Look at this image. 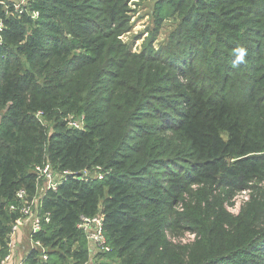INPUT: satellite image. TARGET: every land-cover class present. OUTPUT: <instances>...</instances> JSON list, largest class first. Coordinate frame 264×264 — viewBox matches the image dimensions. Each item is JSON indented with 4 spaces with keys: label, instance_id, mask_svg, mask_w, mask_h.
Wrapping results in <instances>:
<instances>
[{
    "label": "trees",
    "instance_id": "16d2710c",
    "mask_svg": "<svg viewBox=\"0 0 264 264\" xmlns=\"http://www.w3.org/2000/svg\"><path fill=\"white\" fill-rule=\"evenodd\" d=\"M129 1L32 0L37 20L0 4V256L17 192L36 196L35 168L50 164L65 176L40 199L32 235L47 260L33 250L25 264L87 262L77 225L98 215L109 249L100 255L112 262L264 264V0H157L138 54L119 40ZM177 13L167 46L152 49ZM69 115L84 128H69ZM252 183L250 210L233 226L205 197L186 205L199 241L175 254L163 229L184 220L175 208L191 187L232 197Z\"/></svg>",
    "mask_w": 264,
    "mask_h": 264
},
{
    "label": "rangeland",
    "instance_id": "374dc122",
    "mask_svg": "<svg viewBox=\"0 0 264 264\" xmlns=\"http://www.w3.org/2000/svg\"><path fill=\"white\" fill-rule=\"evenodd\" d=\"M3 1L6 2V4H8V2H11L12 4L18 6L21 5V0ZM156 1L157 0H131L127 3V9L129 11L126 14V26L124 27V33L121 34L119 40L123 44L128 45L132 53L138 54L148 46V39H150L151 33L153 34V31L155 29V23L152 18V9ZM4 9H6V7H4ZM180 17L181 13H177L171 19L163 22L161 27L158 28V35L156 37V40L153 43H150L152 49L158 50L167 46L168 37L180 23ZM174 100V107H176L175 105L180 99ZM152 101L156 106H165L164 104H161L157 101ZM177 109H181V107H177ZM171 117L175 119L173 114ZM67 118L70 122L67 124L69 128H76L75 126L81 128V125L82 129L84 128V122L82 118H77L74 121L71 120V118H74L71 115H69ZM231 161L233 160L227 158V163H231ZM250 185L251 187L249 188L251 189L249 191H235L232 193V197H228V194L226 193L227 190L223 188L217 190L216 187L205 184L191 187L189 193L183 196L182 200H180L178 206L175 208L176 212H178L179 214H183L184 220H180L181 224L178 226H175V224L172 223L173 226L170 229H163V235L166 241L171 245V247L179 248L177 250L178 252L175 251V254L177 256H181L179 255V252H188L189 249H192L194 245L199 241V234L195 230L190 229L188 225L190 223L189 210H191V208L185 207L186 205L190 204L192 205V208H194L196 202L193 201L197 199L198 196L205 197L210 203L211 207L216 210L215 215L223 214L224 218H228L225 222H222L223 225L232 223L231 226H233L238 222V220H236L237 218H239L242 214L247 216L250 210V202L255 195L252 187L257 184L252 183ZM263 186L264 185L261 184V187ZM37 191L38 199L43 195L45 191V186L43 183H40ZM172 221L173 219H169L167 217L163 220V225L168 226V224ZM225 228L228 227L225 226ZM18 250L20 251V249ZM22 252H19L20 255L23 254ZM100 254L101 253L97 250H95V252H91V255L89 256L87 262L83 264H119V261H109ZM247 258L250 259L252 258V256L248 255ZM64 264H71L70 259H68Z\"/></svg>",
    "mask_w": 264,
    "mask_h": 264
},
{
    "label": "built area",
    "instance_id": "2783aa9c",
    "mask_svg": "<svg viewBox=\"0 0 264 264\" xmlns=\"http://www.w3.org/2000/svg\"><path fill=\"white\" fill-rule=\"evenodd\" d=\"M32 0H21V5H15L14 9L15 11H18L17 14L20 15L22 13H26L27 16L32 19V20H37L39 18V13L36 11H27L25 7H27L28 2ZM5 2L3 0H0L1 5H5ZM3 25L0 21V32L2 31ZM0 44H1V38H0ZM71 120H75L74 118H71ZM83 120V119H82ZM70 123V122H68ZM77 130L82 129L79 128L78 126H75ZM35 173L37 174V182H38V187L40 183H43L45 186V191L52 190L55 191L57 187L62 183V179L65 176L64 174L58 175L52 171V167L50 164H46L42 167H36L35 168ZM97 179H101L103 174L96 170L95 171ZM38 190V189H37ZM38 192V191H37ZM44 193L42 196H40L37 199V194L36 196L32 197V199H29L28 194L25 190H19L17 192L16 198L18 202L20 203V208H17L15 206H11V210H18L19 212V217L15 220L13 225L11 226L10 233H9V238L10 242L8 244V253L4 257L0 256V264H8L10 263L13 258H14V253L11 250L12 247V240L18 233V230L21 225H23L25 222L30 223V232H31V239L32 235L40 230L41 226V219L38 217V211L37 207H39L40 199L44 196ZM46 221H48V217L45 218ZM103 216L98 215L93 218H81L79 224L77 225V229L81 231L85 236L89 244L91 245L92 252L95 250L99 252H106L108 251V247L106 246V240L104 236V230H103ZM34 249L33 250H38L40 252V258L42 261L47 260L46 256V248H44L39 242H34L33 243ZM16 264H25L24 261L19 260L16 262Z\"/></svg>",
    "mask_w": 264,
    "mask_h": 264
},
{
    "label": "crops",
    "instance_id": "0c3cea01",
    "mask_svg": "<svg viewBox=\"0 0 264 264\" xmlns=\"http://www.w3.org/2000/svg\"><path fill=\"white\" fill-rule=\"evenodd\" d=\"M37 211H38V209H37ZM11 243H12L11 250L14 253V258L8 264H16V262H18L19 260H22L25 262L27 256L34 249L33 242L31 239L30 223L29 222H25L23 225L20 226L18 233L13 238ZM18 249H20V251ZM19 252H22L23 254L20 255Z\"/></svg>",
    "mask_w": 264,
    "mask_h": 264
},
{
    "label": "clouds",
    "instance_id": "9594fccd",
    "mask_svg": "<svg viewBox=\"0 0 264 264\" xmlns=\"http://www.w3.org/2000/svg\"><path fill=\"white\" fill-rule=\"evenodd\" d=\"M237 62H242L244 55H245V50L244 49H237Z\"/></svg>",
    "mask_w": 264,
    "mask_h": 264
}]
</instances>
